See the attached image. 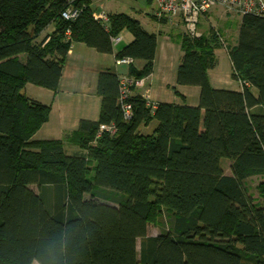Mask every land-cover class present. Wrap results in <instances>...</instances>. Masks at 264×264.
<instances>
[{
	"label": "trees",
	"instance_id": "1",
	"mask_svg": "<svg viewBox=\"0 0 264 264\" xmlns=\"http://www.w3.org/2000/svg\"><path fill=\"white\" fill-rule=\"evenodd\" d=\"M66 6L0 0V264H264V204L244 186L264 176V17L241 16L229 52L238 92L213 89L208 80L219 32L180 34L176 83L200 89L197 107L151 105L130 94L132 117L124 121L121 80L101 73L99 119L82 121L65 138L84 151L69 155L63 140H32L50 109L27 98L24 86L55 92L71 43L112 54L110 39L124 30L132 41L115 58L144 61L141 70L128 65L133 80L143 79L156 35L118 13L108 15L106 31L88 2L75 4L80 13L70 22L61 16ZM68 28L71 43L64 41ZM152 120L155 130L139 134ZM100 125L114 133L96 137ZM161 211L168 229L148 236Z\"/></svg>",
	"mask_w": 264,
	"mask_h": 264
},
{
	"label": "crops",
	"instance_id": "2",
	"mask_svg": "<svg viewBox=\"0 0 264 264\" xmlns=\"http://www.w3.org/2000/svg\"><path fill=\"white\" fill-rule=\"evenodd\" d=\"M148 4L150 3L148 2ZM151 22L155 25L153 32L146 31L141 27L147 33L156 35V51L152 71L143 78L142 87L133 86L134 91H131V95H140L151 105L163 103L197 107L200 89L195 86H180L176 83L177 70L182 57L179 41L182 31L174 32V29L179 27L177 25L173 28L170 24H162L155 20H151ZM240 22L241 17L234 35L232 48L237 44ZM52 31L53 27H49L44 35ZM116 38L119 39L118 42H111L112 54H100L84 44L74 43L66 55L58 88L55 92L30 83L24 86L23 92L27 98L48 106L50 109L47 121L32 136L33 141L63 140L66 154L70 153L67 151H71L69 155L84 153L80 149L76 151L73 149L74 147H69L70 143L66 142L65 138L76 132L82 121H98L101 107V99L97 94L99 75L104 72H111L118 75L121 81L125 80L129 83L134 81L133 77L129 76L128 65H116L115 63L117 53L132 41V36L128 35L124 45H121L122 38L120 35ZM214 56L216 65L207 71L212 88L241 91L240 82L231 79L230 57L225 59L221 51H215ZM144 64V61L141 60L132 62L136 70H141ZM156 126L157 122L152 120L147 125H140L138 132L141 135H148L155 130Z\"/></svg>",
	"mask_w": 264,
	"mask_h": 264
},
{
	"label": "built area",
	"instance_id": "3",
	"mask_svg": "<svg viewBox=\"0 0 264 264\" xmlns=\"http://www.w3.org/2000/svg\"><path fill=\"white\" fill-rule=\"evenodd\" d=\"M91 0H65L66 9L62 13V18L67 21H74L80 9L75 6L78 2H87ZM153 5L152 16L157 20H165L168 23H179L184 33L191 38L199 36L197 25L200 19L211 10L219 8L237 15H255L264 17V0H148ZM92 18L99 23L106 31L109 29V18L105 10L97 8L92 10ZM111 42H118V38H111ZM64 41L71 43L70 28L64 32ZM73 43L70 44V48ZM132 59L123 58L116 60V65H130ZM136 88L143 86L142 80H134L132 82L121 81L120 99L122 100V111L124 121H129L132 117L131 106L125 103L126 98L131 94L129 87ZM103 132L114 133V127L100 125L96 137Z\"/></svg>",
	"mask_w": 264,
	"mask_h": 264
},
{
	"label": "rangeland",
	"instance_id": "4",
	"mask_svg": "<svg viewBox=\"0 0 264 264\" xmlns=\"http://www.w3.org/2000/svg\"><path fill=\"white\" fill-rule=\"evenodd\" d=\"M87 2L89 3L90 8L92 10L101 8L105 10L106 13L110 16L116 13L126 14L127 16L138 20L141 26L146 31L153 32V28L155 27V25L151 22V20H153L151 15L154 6L148 4V0H91ZM240 17H241L240 15H237L233 12H228L224 9L218 8L215 10H211L210 13L206 14L200 19L197 25L196 32L199 34V36L200 35L208 36L211 35V33H213L214 31L219 32L220 47L214 49V55H215V51H221L224 58L227 59V57L229 56L230 49L232 48V45L234 43V35L236 34ZM165 24H170L173 28H175V25H177L180 28L179 27L175 28L174 32L181 30L182 31L181 34L184 33V29L179 23L177 24L176 22L175 23L165 22ZM212 28H213V32L211 30ZM119 35L122 38L121 45H124L127 41L129 32L123 31ZM223 56L221 57L223 58ZM140 80H142L144 84V80L143 79ZM108 133L112 134L111 132ZM69 147H74L73 149L76 151L79 150L77 146H73L69 144ZM67 152L71 153V151H67ZM221 167L225 175H230V162L228 160H222ZM244 186L248 190V193L253 197L255 202H257L258 204H264V197L260 196L262 189H264V176L251 177L246 180ZM33 190L35 189L33 188ZM101 202L107 205L108 204L112 206L115 205L114 202H110V201L108 202L101 200ZM153 217L155 220L154 222L149 223L147 229V235L154 237L158 235L161 231L168 229L167 226H168L169 217L164 211H161L160 214L158 215L156 212H154ZM139 244L140 241L138 240L137 241L138 248H139ZM33 264H37V263H33Z\"/></svg>",
	"mask_w": 264,
	"mask_h": 264
}]
</instances>
